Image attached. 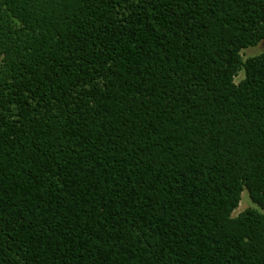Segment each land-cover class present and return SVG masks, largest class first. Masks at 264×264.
Instances as JSON below:
<instances>
[{"label": "trees", "instance_id": "trees-1", "mask_svg": "<svg viewBox=\"0 0 264 264\" xmlns=\"http://www.w3.org/2000/svg\"><path fill=\"white\" fill-rule=\"evenodd\" d=\"M262 41L264 0H0V264H264Z\"/></svg>", "mask_w": 264, "mask_h": 264}, {"label": "rangeland", "instance_id": "rangeland-1", "mask_svg": "<svg viewBox=\"0 0 264 264\" xmlns=\"http://www.w3.org/2000/svg\"><path fill=\"white\" fill-rule=\"evenodd\" d=\"M262 51H264V41L260 42L255 47H249V48L243 49L241 51V56H242V59L245 61L246 59H248L250 57H254V56L259 55ZM243 78H244V72L240 71L235 78V82L238 83ZM250 207H253V204L251 203V200L248 197V193L246 191H244L242 193L240 204H239L238 208L234 211L233 216H236L237 214H239L243 210L250 208Z\"/></svg>", "mask_w": 264, "mask_h": 264}]
</instances>
